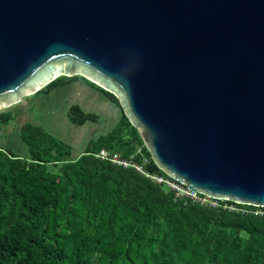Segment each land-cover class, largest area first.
Segmentation results:
<instances>
[{
  "label": "water",
  "instance_id": "obj_1",
  "mask_svg": "<svg viewBox=\"0 0 264 264\" xmlns=\"http://www.w3.org/2000/svg\"><path fill=\"white\" fill-rule=\"evenodd\" d=\"M73 76L160 170L264 208V0H0V110Z\"/></svg>",
  "mask_w": 264,
  "mask_h": 264
},
{
  "label": "trees",
  "instance_id": "obj_2",
  "mask_svg": "<svg viewBox=\"0 0 264 264\" xmlns=\"http://www.w3.org/2000/svg\"><path fill=\"white\" fill-rule=\"evenodd\" d=\"M78 82L109 98L121 118L77 157L30 123L20 131L25 157L0 147V264H264V208L178 198L133 168L95 157L107 149L141 164L144 156L147 172L168 176L115 95L80 76L59 77L37 93ZM68 115L77 126L98 121L77 105ZM12 119L0 114L2 125Z\"/></svg>",
  "mask_w": 264,
  "mask_h": 264
},
{
  "label": "rangeland",
  "instance_id": "obj_3",
  "mask_svg": "<svg viewBox=\"0 0 264 264\" xmlns=\"http://www.w3.org/2000/svg\"><path fill=\"white\" fill-rule=\"evenodd\" d=\"M73 105L79 106L85 113L96 114L98 121L73 125L68 115ZM8 112L13 119L6 125L0 124V147L21 157L27 154V147L20 139L21 128L26 124L40 126L49 135L69 144L73 157H77L90 141L107 134L121 118V110L109 98L84 82L55 88L49 94L21 96L11 107L0 110V114ZM150 180L167 188L166 184Z\"/></svg>",
  "mask_w": 264,
  "mask_h": 264
},
{
  "label": "built area",
  "instance_id": "obj_4",
  "mask_svg": "<svg viewBox=\"0 0 264 264\" xmlns=\"http://www.w3.org/2000/svg\"><path fill=\"white\" fill-rule=\"evenodd\" d=\"M141 150L139 149L137 151V154L140 153ZM96 158H99L101 160L109 161L114 165L121 166L123 168H133L136 170L138 173L141 175L150 178L152 180H156L158 183H163L167 185V188L171 191L174 192L175 196L178 198H188L194 202L200 203V204H207L208 206L211 207H219L222 202H226L227 200H219L215 199L212 197H209L208 195H205L203 193L199 192H194L189 189V187L179 180L175 179L174 177L170 176L167 174V178L160 176V175H155V174H150L149 172L146 171L145 166L146 164L149 163V159L147 157L143 156L142 163L139 164L135 162L133 157H131L129 160L123 159L119 153H112L108 151L107 149L101 150L97 155H95ZM229 202V201H228ZM229 210V211H235V207L232 205H224V209ZM262 214V212H258ZM256 213V214H258Z\"/></svg>",
  "mask_w": 264,
  "mask_h": 264
},
{
  "label": "crops",
  "instance_id": "obj_5",
  "mask_svg": "<svg viewBox=\"0 0 264 264\" xmlns=\"http://www.w3.org/2000/svg\"><path fill=\"white\" fill-rule=\"evenodd\" d=\"M24 155H26V154H24Z\"/></svg>",
  "mask_w": 264,
  "mask_h": 264
}]
</instances>
